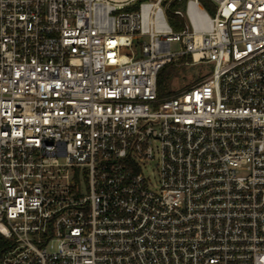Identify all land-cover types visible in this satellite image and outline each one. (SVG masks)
Returning a JSON list of instances; mask_svg holds the SVG:
<instances>
[{"label":"built area","instance_id":"obj_1","mask_svg":"<svg viewBox=\"0 0 264 264\" xmlns=\"http://www.w3.org/2000/svg\"><path fill=\"white\" fill-rule=\"evenodd\" d=\"M0 264H264V0H0Z\"/></svg>","mask_w":264,"mask_h":264},{"label":"rangeland","instance_id":"obj_2","mask_svg":"<svg viewBox=\"0 0 264 264\" xmlns=\"http://www.w3.org/2000/svg\"><path fill=\"white\" fill-rule=\"evenodd\" d=\"M202 5L210 15H213V11L206 3H203ZM176 8L180 9L181 7H175V9ZM168 23L175 32H179L183 29V20L178 17H168ZM181 48L182 47L178 43L173 44L174 51H180ZM178 68L179 71L176 73L175 77L172 79L168 87V90L172 91L175 94L180 93L186 88L195 85L211 71L210 67H205L202 65L192 67V65L183 64L178 65ZM144 174L154 182L158 178L157 171L152 165H149L144 170Z\"/></svg>","mask_w":264,"mask_h":264},{"label":"trees","instance_id":"obj_3","mask_svg":"<svg viewBox=\"0 0 264 264\" xmlns=\"http://www.w3.org/2000/svg\"><path fill=\"white\" fill-rule=\"evenodd\" d=\"M189 58H182L178 65H183L186 62H189ZM178 65H167L162 69L158 76L157 86H158V95L160 98H167L172 95H175L172 91L168 90V87L172 81V79L175 77L176 73L179 71Z\"/></svg>","mask_w":264,"mask_h":264}]
</instances>
